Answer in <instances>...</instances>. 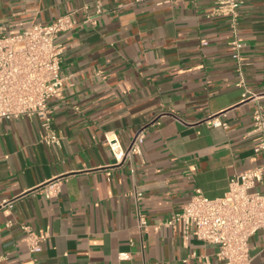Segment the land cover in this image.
<instances>
[{"label":"crops","instance_id":"1","mask_svg":"<svg viewBox=\"0 0 264 264\" xmlns=\"http://www.w3.org/2000/svg\"><path fill=\"white\" fill-rule=\"evenodd\" d=\"M214 1L0 0L11 32L62 14L74 21L57 37L63 88L49 101L50 126L0 121V264L214 260L216 245L164 222L195 189L219 197L234 173L264 165L251 132L256 103L264 110V0H243L235 23L208 15ZM219 113L225 125L204 122ZM139 131L140 154L117 160L109 141L124 151ZM22 225L48 230L38 252ZM249 247L251 264H264V230Z\"/></svg>","mask_w":264,"mask_h":264},{"label":"built area","instance_id":"2","mask_svg":"<svg viewBox=\"0 0 264 264\" xmlns=\"http://www.w3.org/2000/svg\"><path fill=\"white\" fill-rule=\"evenodd\" d=\"M242 1L215 0L208 15L228 16L235 23ZM73 23L71 14H62L51 22H31L11 32L0 22V121L35 116L44 127L50 126L49 101L59 97L63 88L62 45L57 37ZM229 44L231 57L239 69L241 44L236 37ZM243 97L246 98V94ZM220 116L221 113L212 115L204 122L223 126ZM251 132L254 133L253 151L264 154V110L259 103L252 111ZM142 137V131L137 132L124 151L115 140L109 141V147L117 160L128 159L140 154ZM47 139L50 143H59L53 133ZM263 169L264 165L234 173L219 197L208 198L195 189L181 211L164 222L177 224L183 236L193 233L196 239L216 245L214 260L204 254L191 253L199 264H251L249 240L257 231L264 230V187H256L262 180ZM56 189L57 183L50 184L44 191L45 196H51ZM146 226L147 221L139 215V229L144 230ZM21 227V239L27 249L38 252L49 237L48 230Z\"/></svg>","mask_w":264,"mask_h":264}]
</instances>
